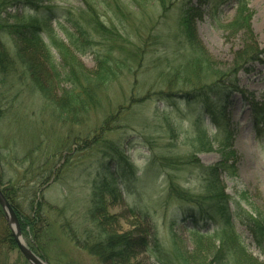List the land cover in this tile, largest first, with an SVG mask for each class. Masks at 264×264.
<instances>
[{"label":"rangeland","instance_id":"rangeland-1","mask_svg":"<svg viewBox=\"0 0 264 264\" xmlns=\"http://www.w3.org/2000/svg\"><path fill=\"white\" fill-rule=\"evenodd\" d=\"M120 1L126 6L131 5L133 10L128 23L133 40H143L151 27L156 26L154 32L158 41L143 56L142 67L137 73L134 69L125 71L117 80L107 84L99 91V108L90 114L82 110L76 118L58 109L57 102L73 90L72 84L60 80L68 75L66 66H70L71 57L81 66L80 72H95L96 56L103 52L104 46L100 38L95 39L99 40L96 46L86 47L80 42L78 50L73 45L72 35L76 33L73 19L85 11L86 6L79 0H43L49 10L22 7L2 15V20L11 25L40 28L52 57L45 53L41 44L17 43L14 36L0 35L13 64L7 67L8 73H0V189L4 195L3 189L15 187L12 192L14 206L19 208L23 218L31 222V227L27 225L25 232L21 230L23 242L43 261L48 264H101L98 258L76 242L86 238L85 230L90 231L93 226L87 219L92 208L93 183L104 174L103 167L111 163L103 154L104 146L94 145V142L103 123L114 118V131L104 135L102 142L112 141L125 148L136 177L118 181L121 196L107 211L113 222L108 230L126 234L139 231L141 227L154 228L165 248L180 244L184 254L185 251L188 254V263L208 264L206 258L212 250L211 242L218 245L222 241L219 228L209 226L206 229L204 223L199 225L216 239L204 241L195 262L192 256L195 252L197 254L199 242L192 231L194 226L183 218L174 223L177 219L174 210L175 207L179 209V204L168 198L167 191L170 172L176 185L199 194L202 191L200 171L187 168L175 172L151 162L156 155H196L204 166L218 163L221 160L218 143L208 146L209 143L204 141L201 144L193 126L201 117L203 129L213 140L219 130L213 125L210 112H224L225 120L235 130L232 149L239 159L237 175H223L226 192L233 199L241 200L243 207L252 208L264 220V125L255 126L249 106L251 99L264 102V55L261 63L248 66L250 70L239 73L237 83L243 93L231 94L227 100L212 98L211 111L201 103L187 104L178 97L172 106L167 101H159L155 94L166 91L165 84L161 83L163 77L192 57V49L186 41L188 35L203 46L211 63L224 70L231 69L238 56L246 55L249 50L264 51V0H247L252 16L251 38L243 31L236 34L232 29H224L236 16L237 4L233 1L220 4L218 0H211L203 6L189 20L191 32L188 31V35L182 24L179 25L176 10L173 9L166 20L160 19L165 17L156 7V0ZM101 9L98 8L99 13L103 12ZM70 15L72 24L67 20ZM109 19L103 18L108 28ZM115 24L119 26V23ZM50 34L63 41L67 49L63 52L56 49ZM114 55L118 56L119 51L115 50ZM128 55L132 59V54ZM22 57L33 59L35 73L22 65ZM83 78L81 75L80 80ZM39 80L55 103L44 97L37 86ZM132 101L135 103L132 109L117 116L116 112ZM205 143L207 146L202 147ZM35 204H41L43 210L40 221L37 218L34 226ZM135 210L149 215L146 223L141 225L133 214ZM234 225L235 233L249 255L259 264H264V250L256 246L244 226L237 221ZM8 231L6 219L0 214V264H30L17 244L11 246L5 241ZM12 237L14 239L13 234ZM244 261L240 258L239 264L257 263L251 259L247 263ZM132 264L158 263L146 251Z\"/></svg>","mask_w":264,"mask_h":264},{"label":"trees","instance_id":"trees-1","mask_svg":"<svg viewBox=\"0 0 264 264\" xmlns=\"http://www.w3.org/2000/svg\"><path fill=\"white\" fill-rule=\"evenodd\" d=\"M86 9L80 12L77 17L73 19L75 25L73 28L76 33L72 35L74 38L73 45L79 50V43L83 42L84 46H96V38H100L104 42L103 52L98 53L97 68L95 72L88 73V71L80 72L81 67L71 57L72 61L68 69V75L62 82L73 85L72 92H67L65 100L57 102L58 109L61 113L72 115L75 118L80 112L87 111V113L94 112L99 108L98 102L99 91L107 84L117 80L124 74L125 71L136 73L141 69L143 64V56L149 49L154 47L158 41V35L155 34L156 26L146 33L143 40L136 38L133 40L130 30L128 28L129 17L131 15V5L127 6L120 0H79ZM161 14L168 19L169 14L174 9L179 16V25L182 24L186 30V35L191 32L188 24L197 12L201 11L203 6L210 3L211 0H156ZM228 1L236 2V16L229 26L224 29H232L236 34L245 32V36L251 38L253 36L251 29L252 16L249 13L247 0H218V3L225 4ZM158 3L160 6H158ZM102 5V6H100ZM30 8L31 10L47 9L44 6L43 0H0V35L7 33L10 36L16 37L17 43H37L40 45L45 53L51 58L52 53L48 50L42 36L41 29L34 25H11L6 20H2V15L11 9L15 8ZM102 7L99 13L98 8ZM110 18V27H106L107 23L103 18ZM72 15H70L68 22L72 24ZM115 23H119L117 26ZM34 26V27H33ZM85 27V28H84ZM189 31V32H188ZM157 32V31H156ZM231 32V31H230ZM94 35H93V34ZM52 40V45L56 49L63 52L67 48L63 41L56 40L52 34L49 35ZM187 43L192 49V57L186 61V64H181L179 68L174 69L173 72L166 74L162 80V84L166 91H161L155 96L159 101H167L174 106V99L178 97L179 100L185 101L187 104L201 103L211 111L212 98L219 97L222 100H227L231 94L243 93L237 83V77L240 72L248 71L251 66L257 62L261 63V57L264 51L249 50L246 55H242L233 64L229 70L221 69L206 57L203 46H201L191 35L187 37ZM118 50L119 55L115 56L114 51ZM26 50H23L25 52ZM36 51V50H35ZM22 52V53H23ZM37 52V51H36ZM128 54H132V59ZM47 55L44 58H47ZM65 56V53H63ZM11 57L0 37V73H8V66L13 65L9 61ZM21 57V56H20ZM68 57V55H67ZM23 60L22 65L27 66L28 70L35 73L36 69L33 64V59ZM70 61V60H69ZM77 69V70H76ZM84 77L80 80V77ZM40 91L44 93V97L50 102H54L51 95L47 94L45 86L39 82L37 83ZM87 92V93H86ZM147 99V98H146ZM52 103V104H53ZM135 103L132 101L128 106L121 107L117 112V116L126 114L132 109ZM249 106L253 112V120L255 126L259 128L264 125V102H259L255 99L249 101ZM211 111L210 117L213 123L217 126L219 133L213 138L208 136L207 131L203 129V119L199 117L195 122L193 129L197 131V139L202 144L207 141L211 144L218 143L220 149V161L212 166H204L196 155H175V156H154L151 164L157 165L163 169L172 170L175 172L184 171L187 168H195L200 171L201 189L199 194L191 193L182 189L174 182L173 175L168 172V198L179 204V209L175 212L177 219H184L190 221L193 227L192 231L198 240L197 254L193 253L192 259L196 262L199 257V250L204 241H213L216 236H212L207 230L203 231L199 228L201 223L205 224V228L215 226L219 228L220 239L222 241L216 245L211 242L212 250L206 260L208 264H239V259H244L247 263L248 259L254 260L247 252L245 246L240 241L239 236L235 233L234 222H239L250 233L254 243L260 250H264V220L254 213L253 209L243 207L241 200H235L226 192L223 175L229 176L237 175V163L239 161L237 154L232 149L235 130H232L228 121L224 118V112ZM220 116V117H219ZM219 117V118H218ZM113 119L106 120L100 128L99 134L96 136V142L92 145H103V154L110 159L108 166H104V174L99 176V179L93 183L92 189V208L87 216L93 225L90 231L85 230L86 238L79 242V247L90 252L99 259L101 264H132L142 253L150 252L158 264H190L187 259L188 254H185L180 244H175L172 248H165L158 239V234L154 228L143 229L139 231H132L126 234H116L112 230H108L113 222L109 217L107 211L110 205L120 198L119 182L129 177H136L134 166L131 163L130 157L127 155L125 148L112 141L102 142L103 136L109 132L114 131ZM211 140V141H210ZM122 147H121V146ZM206 143L202 147L207 146ZM1 165V154H0ZM174 172V173H175ZM120 180V181H119ZM1 181V176H0ZM119 181V182H118ZM15 187L8 186L3 189L4 195L11 203L22 232H25L26 226L31 227L30 219L23 218V214L18 207L14 206L13 191ZM13 192V193H12ZM33 216L36 224L37 218L40 221L41 204L33 205ZM0 214L4 217V212L0 207ZM133 214L142 223H146L149 215L142 211H133ZM9 235L7 242L14 246L15 240L12 237L9 228ZM25 234V233H24ZM84 234V235H85ZM83 243V244H82ZM16 246V245H15ZM42 258L43 254H40ZM195 257V258H194ZM210 257V261L208 259ZM257 262V261H256ZM255 262V263H256ZM198 264V263H195ZM203 264H206L203 262ZM244 264V263H243ZM256 264H259L258 262Z\"/></svg>","mask_w":264,"mask_h":264},{"label":"water","instance_id":"water-1","mask_svg":"<svg viewBox=\"0 0 264 264\" xmlns=\"http://www.w3.org/2000/svg\"><path fill=\"white\" fill-rule=\"evenodd\" d=\"M0 206L5 213L6 220L12 231L18 249L30 264H48L43 261L40 257L35 255L23 242L22 233L16 213L10 203L4 197L0 189Z\"/></svg>","mask_w":264,"mask_h":264}]
</instances>
